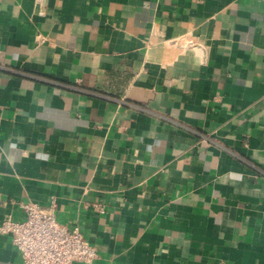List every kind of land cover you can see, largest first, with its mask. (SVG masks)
Here are the masks:
<instances>
[{"label":"crops","instance_id":"1","mask_svg":"<svg viewBox=\"0 0 264 264\" xmlns=\"http://www.w3.org/2000/svg\"><path fill=\"white\" fill-rule=\"evenodd\" d=\"M30 201L77 264H264V0H0V223Z\"/></svg>","mask_w":264,"mask_h":264},{"label":"built area","instance_id":"2","mask_svg":"<svg viewBox=\"0 0 264 264\" xmlns=\"http://www.w3.org/2000/svg\"><path fill=\"white\" fill-rule=\"evenodd\" d=\"M23 219L5 218L0 236L10 235L22 255V264H77L94 261L99 256L78 226L60 223L52 209L36 202L22 203Z\"/></svg>","mask_w":264,"mask_h":264}]
</instances>
